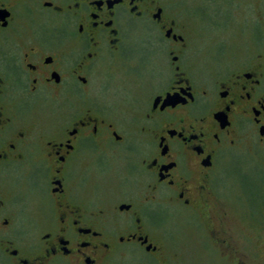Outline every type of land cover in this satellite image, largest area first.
Masks as SVG:
<instances>
[{
    "label": "flooded vegetation",
    "instance_id": "obj_1",
    "mask_svg": "<svg viewBox=\"0 0 264 264\" xmlns=\"http://www.w3.org/2000/svg\"><path fill=\"white\" fill-rule=\"evenodd\" d=\"M182 6L0 0V264H165L154 205L206 209L219 159L264 141L261 68L191 65ZM132 37L154 63L128 60L142 86L118 120L93 90Z\"/></svg>",
    "mask_w": 264,
    "mask_h": 264
},
{
    "label": "rangeland",
    "instance_id": "obj_2",
    "mask_svg": "<svg viewBox=\"0 0 264 264\" xmlns=\"http://www.w3.org/2000/svg\"><path fill=\"white\" fill-rule=\"evenodd\" d=\"M181 6L191 65L211 73L260 67L264 86V0H181ZM129 40L139 45L125 49L126 57L104 68L93 90L94 98L118 120L140 85L141 68L130 69L128 60L143 55L137 58L144 69L154 63L151 48L138 37ZM258 144L243 141L219 159L212 178L216 198L206 209L154 205L162 211L158 224L165 264H264V141ZM211 226L230 239L233 252L220 251Z\"/></svg>",
    "mask_w": 264,
    "mask_h": 264
}]
</instances>
